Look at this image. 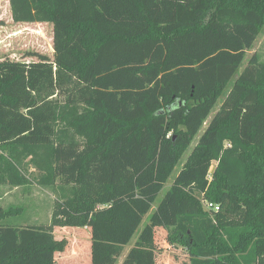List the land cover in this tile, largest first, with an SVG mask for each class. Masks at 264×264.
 Wrapping results in <instances>:
<instances>
[{"label": "trees", "instance_id": "trees-1", "mask_svg": "<svg viewBox=\"0 0 264 264\" xmlns=\"http://www.w3.org/2000/svg\"><path fill=\"white\" fill-rule=\"evenodd\" d=\"M8 8L14 23L51 25L52 59L0 61V174L28 184L25 154L69 196L47 224H10L14 208L0 210V264H76L57 260L67 242L56 228L88 229L87 264H115L220 97L122 264H155L157 227L188 264H264V57L239 69L264 0Z\"/></svg>", "mask_w": 264, "mask_h": 264}, {"label": "rangeland", "instance_id": "rangeland-1", "mask_svg": "<svg viewBox=\"0 0 264 264\" xmlns=\"http://www.w3.org/2000/svg\"><path fill=\"white\" fill-rule=\"evenodd\" d=\"M51 29L50 24H17L12 22L8 8V0H0V61H37L38 57L27 55L31 53L42 56L47 60H51ZM255 52L264 57V27L254 42L252 48L246 52L240 65V70L243 69L247 60ZM222 99L223 97L218 99L216 105L213 107L209 116L205 120L201 130L192 140L189 147L183 152L173 173L165 183L163 189L159 192L150 211L147 215H145L130 243L125 247L123 254H125L130 246H132L142 227L148 222L149 215L153 212L166 191L169 189L174 176L186 163L198 141V138L218 109ZM30 160L31 157L21 154L17 162V165L22 168V172L20 173L25 175L28 182V184L23 187L14 186L10 179L6 180L3 178V175L0 174V210L7 211L9 208H14L12 211L17 214L8 217L4 220V222L17 225L47 224L49 222L55 200L69 196L67 187L60 185L58 180L53 181V185H46L45 182L42 183L41 180L39 181V173L34 169L35 167ZM46 181H50L49 178H46ZM20 207H22L24 211H20L19 213ZM87 233L88 236H90V233ZM54 235L56 239H64L67 242L64 251L56 254L57 260L68 261L73 259V261L78 260V262H85L88 251L87 241L90 244V239L87 240L86 237L85 228H69L68 230L56 228ZM164 235L165 233L161 232V228H155V248L156 252L159 254H157V261L160 263L163 258L161 257V253H164L165 249L169 247ZM169 250L171 251L167 253V258H169L171 262H176L174 264H188L187 255H185L183 251H180L177 248L173 249L171 247H169ZM176 254L179 255V259H177ZM173 258L177 261H174ZM122 259L123 258L118 260L116 264H121L119 261Z\"/></svg>", "mask_w": 264, "mask_h": 264}, {"label": "crops", "instance_id": "crops-1", "mask_svg": "<svg viewBox=\"0 0 264 264\" xmlns=\"http://www.w3.org/2000/svg\"><path fill=\"white\" fill-rule=\"evenodd\" d=\"M86 231L89 232L88 229H86ZM86 237H87V239H89V236H88V235H87ZM168 246H169V245H168ZM169 247H170V246H169ZM169 247L165 249V252H164V253H161V257H163V258L161 259V263L158 262L157 260H155V264H174V262H171V261L169 260V258H167V256H168L167 253H168L169 251H171V250H169ZM130 248H131V246H130ZM130 248H129V249H130ZM124 249H125V248H124ZM129 249H128V250H129ZM87 250H88V251H87L86 258H85V262H86V263H85V262H78V260H76V261H75L76 264H80V263H81V264H83V263L87 264L88 259H89V261H90V258H89L90 255H89V253H88L90 250H89V245H88V244H87ZM128 250H127V252H128ZM179 250L181 251V249H179ZM123 252H124V250H123ZM123 252H122V254H123ZM127 252H126V253H127ZM126 253L123 254V255H121V257H119L118 260H120L121 258L124 259ZM123 259H122L121 261H119V263L122 264ZM118 260H117V262H118ZM89 261H88V262H89ZM117 262H116V263H117ZM116 263H115V264H116Z\"/></svg>", "mask_w": 264, "mask_h": 264}, {"label": "built area", "instance_id": "built-area-1", "mask_svg": "<svg viewBox=\"0 0 264 264\" xmlns=\"http://www.w3.org/2000/svg\"><path fill=\"white\" fill-rule=\"evenodd\" d=\"M204 209L210 211L211 209H213L214 211H217V207L213 206L210 203H203Z\"/></svg>", "mask_w": 264, "mask_h": 264}]
</instances>
